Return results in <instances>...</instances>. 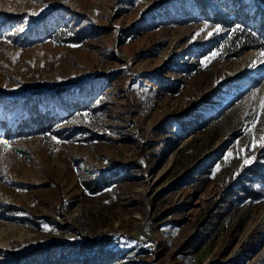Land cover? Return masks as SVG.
I'll return each instance as SVG.
<instances>
[{
    "label": "rangeland",
    "instance_id": "rangeland-1",
    "mask_svg": "<svg viewBox=\"0 0 264 264\" xmlns=\"http://www.w3.org/2000/svg\"><path fill=\"white\" fill-rule=\"evenodd\" d=\"M217 3L0 0V264H264V48Z\"/></svg>",
    "mask_w": 264,
    "mask_h": 264
},
{
    "label": "trees",
    "instance_id": "trees-1",
    "mask_svg": "<svg viewBox=\"0 0 264 264\" xmlns=\"http://www.w3.org/2000/svg\"><path fill=\"white\" fill-rule=\"evenodd\" d=\"M199 3L206 2L207 0H196ZM229 0H218V8L220 11H225L219 15V19L224 22H228L229 25H233L235 22H239V27L234 28L232 35L227 38L223 37L225 42L223 46V52L225 57L239 56L245 50L249 48H264V12L258 18L256 14L252 17L248 12H242L228 4ZM241 9V8H240ZM228 13L233 14V18H230ZM216 15V14H215ZM251 17V18H250ZM253 19V20H252ZM43 117L46 112L41 113ZM38 117L33 116L28 120L27 125L35 124Z\"/></svg>",
    "mask_w": 264,
    "mask_h": 264
},
{
    "label": "snow or ice",
    "instance_id": "snow-or-ice-1",
    "mask_svg": "<svg viewBox=\"0 0 264 264\" xmlns=\"http://www.w3.org/2000/svg\"><path fill=\"white\" fill-rule=\"evenodd\" d=\"M239 27V26H237ZM216 55H218V53H212V57H215ZM264 106V105H262ZM261 140L264 141V137H261ZM0 143H4V144H7V141H0ZM245 163H250L249 160H245Z\"/></svg>",
    "mask_w": 264,
    "mask_h": 264
}]
</instances>
